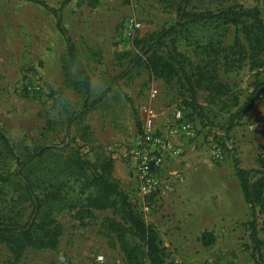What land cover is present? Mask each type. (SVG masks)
I'll return each instance as SVG.
<instances>
[{
    "label": "rangeland",
    "instance_id": "1",
    "mask_svg": "<svg viewBox=\"0 0 264 264\" xmlns=\"http://www.w3.org/2000/svg\"><path fill=\"white\" fill-rule=\"evenodd\" d=\"M41 1L57 8L63 0ZM180 3L131 0L124 5L121 0H100L94 9L77 7L75 1L65 6L60 13L63 25L91 79L89 100L105 92L91 112L70 119L83 97L67 85L74 69L66 62V44L54 16L37 3L0 0V128L21 161L37 146L51 147L40 162L35 160L22 173L33 180L41 177L57 182L68 206L54 214L63 228L57 251L30 249L17 264H97V254L104 255V264H123L117 243L101 225L110 212H94L83 221L74 218L76 209L71 207L80 208L90 191L86 187L89 170L82 173L68 167L76 150L91 165L104 158L112 161V178L133 203L148 205L147 214L142 211L144 219L158 231L162 242L169 241L171 227L167 224L173 217V247L167 243L165 264H254L249 212L234 176V159L242 168H259L258 158L264 157V98L256 100L218 140L215 126L223 125L229 116L220 103L209 102L207 92L198 90L196 99L204 114L199 119L183 103L175 78L164 81L149 74L139 40L173 25ZM236 4L257 8L264 20V0H190L184 9L215 14ZM129 19L139 26L130 28ZM233 35L234 27L221 21L190 22L180 33L165 37V45L157 50L163 53L175 48L190 71L205 59L209 44L229 45ZM136 55L141 60L132 61ZM218 75L239 95L240 102L253 87L247 67L228 73L219 68ZM151 87L158 90L157 104L164 110L159 128L176 125L173 110L180 109L192 124L194 136H174L182 152L164 166L165 173L176 172L182 181L171 191L141 198L131 152L141 135L138 108L147 100ZM17 169L12 158H0V174H10L8 182H0V214L18 212V219L25 222L32 205L17 183ZM34 195H42L41 187L34 188ZM257 217L264 255V214ZM203 234L210 235L212 243L203 244ZM9 258L7 249L0 246V263L8 264Z\"/></svg>",
    "mask_w": 264,
    "mask_h": 264
},
{
    "label": "trees",
    "instance_id": "2",
    "mask_svg": "<svg viewBox=\"0 0 264 264\" xmlns=\"http://www.w3.org/2000/svg\"><path fill=\"white\" fill-rule=\"evenodd\" d=\"M24 1L40 4L54 16L56 28L66 44V62L74 69L67 85L83 97L81 107L70 119L88 114L100 102L105 92L92 101L89 100L91 79L81 63L74 41L63 25L60 13L72 1L76 2L77 7L86 6L94 9L99 6L100 0H63L57 8L50 7L41 0ZM121 1L124 5H129L131 2V0ZM162 1L170 5L174 3V0ZM189 2L190 0H181L178 4L176 21L173 25L139 40L140 54L145 57L144 66L151 76L164 81L176 79L184 97L183 103L192 108L197 118L204 117L196 99L198 90L207 92L209 102H218L222 110H227L229 113L227 121L221 126H215L218 134L215 133L214 137L222 140V136L227 135L228 131L247 114L255 101L264 98V20L259 10L254 7L244 8L236 4L212 14L209 11L187 12L184 6ZM212 19L234 27L233 41L222 47L209 44L207 51L205 50V59L196 64L192 70L187 71L184 57L175 48H168L163 53L158 52L157 49L165 45V37L171 33H180L190 22ZM135 60H141V56L136 55L132 61ZM218 66L223 73L240 71L244 67L252 73L253 87L243 102H240L239 95L232 90L229 83L220 79ZM185 94L187 97L184 96ZM211 126L214 125L210 122V129ZM50 150L51 147L46 145L37 146L25 160L21 161L15 155L9 138L0 128V158H12L18 164L19 169L14 173L15 178L18 179L17 183L22 186L23 193L32 205V211L25 222L18 219V212L0 214V246L7 249L10 255L8 264L22 261L30 249L51 251L58 249L63 228L54 214L68 207L60 196V188L57 182L51 183L49 179L41 180V177L33 180L28 174L22 173L24 168L29 170L35 160L40 162L43 155ZM70 158L69 168L82 173L85 169L89 170L86 187L90 188V191L84 197L80 208L71 207L76 209L74 218L83 221L94 212H110L111 215L104 218L101 225L105 234L117 243L123 264H165L166 248L158 231L145 221L143 206L140 203L137 205L133 203L127 193L120 188L118 181L112 178V161L104 158L97 164L91 165L84 161L78 150ZM258 165L259 168L256 169L242 168L234 159V176L249 212L247 225L255 256L254 264H264L257 223L258 214H264V157L258 158ZM60 172L64 171L60 170ZM9 177L10 174L1 173L0 182H8ZM36 186L41 187L40 197L34 195ZM201 240L203 244L212 243V237L207 234H203Z\"/></svg>",
    "mask_w": 264,
    "mask_h": 264
},
{
    "label": "built area",
    "instance_id": "3",
    "mask_svg": "<svg viewBox=\"0 0 264 264\" xmlns=\"http://www.w3.org/2000/svg\"><path fill=\"white\" fill-rule=\"evenodd\" d=\"M128 23L130 28L139 26L133 19H129ZM158 95V90L151 87L148 90L147 100L138 108L141 135L131 153L138 184V195L141 198L171 191L175 183L182 181L181 175L176 172L165 173L164 166L167 160L176 159L182 152L174 143L173 137L183 135L191 138L194 136L192 124L184 119L180 109L173 110L172 116L177 122L176 125L168 126L163 130L159 128L158 119L164 114V110L157 104ZM142 209L144 214H147L149 207L143 205ZM95 262L104 264V255L97 254Z\"/></svg>",
    "mask_w": 264,
    "mask_h": 264
},
{
    "label": "crops",
    "instance_id": "4",
    "mask_svg": "<svg viewBox=\"0 0 264 264\" xmlns=\"http://www.w3.org/2000/svg\"><path fill=\"white\" fill-rule=\"evenodd\" d=\"M161 193H163V192H161ZM161 193L159 194V195H161ZM166 205H163V208L165 207ZM170 208V207H169ZM171 211H172V214H173V204H171ZM168 226H170L171 228H170V230H169V232H168V242H170V243H172L171 244V247H173V217H171V220H170V222L167 224V227ZM167 240L165 241H163L162 243H163V245L165 246V248H166V246H167Z\"/></svg>",
    "mask_w": 264,
    "mask_h": 264
}]
</instances>
